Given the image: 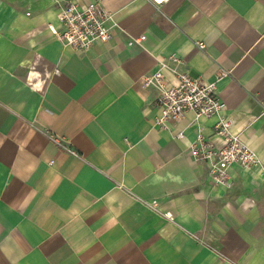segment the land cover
I'll use <instances>...</instances> for the list:
<instances>
[{"label":"crops","instance_id":"0c3cea01","mask_svg":"<svg viewBox=\"0 0 264 264\" xmlns=\"http://www.w3.org/2000/svg\"><path fill=\"white\" fill-rule=\"evenodd\" d=\"M66 1L112 11L111 39L64 45ZM173 56L264 166V0H0V264H264L261 168L217 186L189 148L216 117L154 122L139 79Z\"/></svg>","mask_w":264,"mask_h":264},{"label":"built area","instance_id":"2783aa9c","mask_svg":"<svg viewBox=\"0 0 264 264\" xmlns=\"http://www.w3.org/2000/svg\"><path fill=\"white\" fill-rule=\"evenodd\" d=\"M150 1L159 7L169 0ZM58 18L62 27L58 29L50 25L51 30L64 45L83 51L91 48L97 41L111 39L112 29L117 26L114 13L106 9L101 2H91L82 7L74 1H66L60 6ZM143 39L145 36L131 40L130 44L133 41L141 42ZM197 44L200 48L205 47L202 41ZM171 58L174 66L159 60V68L154 73L142 75L139 79L142 87H154L158 91L156 105L159 114L155 118V124L168 129L188 111H192L196 118L215 116L217 120L214 124V133L222 139V143L217 145L199 131L189 148L196 160L209 164L210 176L217 186L227 189L233 187L234 182L230 174V167L233 164H239L243 168L258 166L264 172L263 161L258 153L239 133L233 131V119L223 114L226 104L215 92L216 81L205 82L192 77L180 67L182 64L180 58L175 56ZM166 68L170 69L175 79L170 85L164 73ZM224 74L226 72L222 73ZM178 136L183 135L180 133ZM52 140L69 153L78 155L75 149L62 144L57 137H53Z\"/></svg>","mask_w":264,"mask_h":264}]
</instances>
